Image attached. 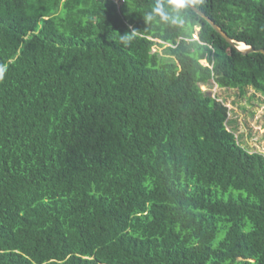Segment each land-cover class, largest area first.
<instances>
[{
	"label": "trees",
	"instance_id": "1",
	"mask_svg": "<svg viewBox=\"0 0 264 264\" xmlns=\"http://www.w3.org/2000/svg\"><path fill=\"white\" fill-rule=\"evenodd\" d=\"M191 4L264 48V0ZM212 84L264 96V54L189 5L0 0V264H264V153Z\"/></svg>",
	"mask_w": 264,
	"mask_h": 264
},
{
	"label": "rangeland",
	"instance_id": "2",
	"mask_svg": "<svg viewBox=\"0 0 264 264\" xmlns=\"http://www.w3.org/2000/svg\"><path fill=\"white\" fill-rule=\"evenodd\" d=\"M157 49L162 52L163 48L155 46L154 50ZM202 88L229 107L228 127L241 144L252 152L264 153V96L251 87L247 88L245 95L238 88H222L217 84L203 85Z\"/></svg>",
	"mask_w": 264,
	"mask_h": 264
},
{
	"label": "water",
	"instance_id": "3",
	"mask_svg": "<svg viewBox=\"0 0 264 264\" xmlns=\"http://www.w3.org/2000/svg\"><path fill=\"white\" fill-rule=\"evenodd\" d=\"M193 10H195L198 14L206 18L212 26L237 50L242 51L244 54L250 52H261L264 54V48H255L251 45L246 44L245 42H238L237 40L231 38L226 31L222 29V27L217 24L213 19H211L204 11L199 9L198 7L192 5L191 3L188 4ZM200 29V28H198ZM240 44H244V46H240Z\"/></svg>",
	"mask_w": 264,
	"mask_h": 264
},
{
	"label": "clouds",
	"instance_id": "4",
	"mask_svg": "<svg viewBox=\"0 0 264 264\" xmlns=\"http://www.w3.org/2000/svg\"><path fill=\"white\" fill-rule=\"evenodd\" d=\"M194 2V0H168V4L169 6L174 10V11H179L180 9H184L188 6L189 3ZM154 13L155 14H159L164 18L166 17V14L163 12V10L157 6L156 8H154ZM149 19H151L152 17L149 16ZM130 37H128L127 35H121L119 37V41L123 42V43H127L129 41Z\"/></svg>",
	"mask_w": 264,
	"mask_h": 264
},
{
	"label": "bare ground",
	"instance_id": "5",
	"mask_svg": "<svg viewBox=\"0 0 264 264\" xmlns=\"http://www.w3.org/2000/svg\"><path fill=\"white\" fill-rule=\"evenodd\" d=\"M240 46H244V44H240Z\"/></svg>",
	"mask_w": 264,
	"mask_h": 264
}]
</instances>
